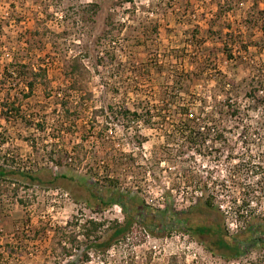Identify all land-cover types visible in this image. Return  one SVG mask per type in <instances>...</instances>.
Here are the masks:
<instances>
[{
  "label": "rangeland",
  "instance_id": "rangeland-1",
  "mask_svg": "<svg viewBox=\"0 0 264 264\" xmlns=\"http://www.w3.org/2000/svg\"><path fill=\"white\" fill-rule=\"evenodd\" d=\"M6 68L14 73L4 78ZM41 70L24 98V81ZM185 73L188 95L156 113ZM7 93L32 124L0 119V164L56 181L0 180V264H264V0H0V101ZM124 108L143 116L116 113ZM189 131L201 136L190 145ZM127 158L135 176L121 184L122 200L132 212L143 202L144 218L134 212L124 236L95 250L74 224L104 222V240L123 211H92L70 176L88 185L97 171L103 182L113 159ZM102 186L93 193L110 198ZM204 197L218 212L190 209ZM166 210L241 239L249 228L253 240L224 256L217 237L183 231Z\"/></svg>",
  "mask_w": 264,
  "mask_h": 264
},
{
  "label": "trees",
  "instance_id": "trees-1",
  "mask_svg": "<svg viewBox=\"0 0 264 264\" xmlns=\"http://www.w3.org/2000/svg\"><path fill=\"white\" fill-rule=\"evenodd\" d=\"M130 1V0H129ZM11 69H16V67H12ZM79 71V59H73L72 64L69 66V72L71 75L77 73ZM4 78H6V75L9 74V70L6 68L4 71ZM19 72V70H18ZM10 73H14V72H10ZM191 74L185 73L183 76L181 75H176L174 74L173 76V82H170V91H168V88L163 89L161 96L162 97V103H163V108L157 109V112H159V114L162 113H166L168 109H166L167 106H172L175 105V98L178 97L183 94V95H188V94H184L188 93L187 90L185 89L190 82L192 81V79L190 78ZM20 76H22L21 79H24V76L21 74ZM34 78L32 80H25L24 81V86L27 89V93L23 95L24 98H29L32 95V91L34 88V84H35V79L36 77H43L45 78L46 74H45V70H41L39 73H35L34 74ZM177 90V91H176ZM252 97V96H251ZM181 99V98H180ZM11 101L9 98V93L5 94L4 97L1 99L0 101V119H3V121H10L11 118L15 119V118H19L21 120H23L27 125H31V121L29 120V118H27L26 116H22L21 114V110H20V105H18L17 102ZM165 107V108H164ZM111 110V113H113L114 110H112L113 108H109ZM123 111V112H122ZM120 111H116V113L118 114H123L125 117L129 116L131 117V120H133L134 118L141 119V117L143 116V114H138L137 111H129L126 110L125 108ZM183 111V120L187 123L185 124V128L186 129H193V125L191 121H194L193 119H189L187 117V114L185 113L186 110H182ZM234 112V111H233ZM99 113H104L103 110H101ZM150 114L148 109H146V115ZM235 114L230 115L231 118H234ZM160 118H165V116H162ZM208 118V117H207ZM12 119V120H13ZM209 119V118H208ZM151 120V118L149 117V119H146L145 125H149V121ZM212 118H211V120ZM190 123V125H189ZM38 127L41 128L38 124ZM188 131V130H187ZM176 136L175 133L172 135V137ZM170 136V138H172ZM185 138V141L190 145L192 143V140L195 138H199L201 136H194L191 133V131L188 132V134L183 136ZM218 137V138H217ZM217 139L221 140L222 139V135H217L216 136ZM167 158H164V160L159 161L164 162L166 161ZM55 165H62V161L61 158H57L52 160ZM171 161V159H168V162ZM76 162V160H75ZM77 162H79V160L77 159ZM159 162L157 165H159ZM173 163V162H171ZM134 164V160L131 158H127L125 160L122 159H113V169H112V176L109 175V173H106L105 175H103V182H99V178L97 177V171H95L94 173H92V171L89 172V175L94 179V183L97 185V183L103 185L102 187L104 188H108V192L110 193V198L108 199H104L100 196H97L95 193H93V185L94 183H89L88 185H86L87 181L90 180V178L87 180V178L85 179L84 177H75V176H70L71 180H74L78 183L79 187H82L86 193H88L91 197L90 202H86V205L88 207H90L92 209V211H104L107 208H109L110 206H112L113 204H118L121 207V210L123 211V215H124V220L121 223H118L117 221H114L113 223V227H112V233L110 235H108L106 238H104V240H100V230L102 229V227H104V222L101 221H96L93 219H86L83 223L78 224L75 223L74 225L79 227L80 229V235L83 236V238L85 239V241L90 242V246L91 248L95 249V250H102L105 251L107 250L113 243V241H115L116 239L122 237L125 235V233L127 232V230L130 228V226L132 225V222L134 221V212H142L140 215V218H142L143 214L145 213V208L143 205V202H139L136 203V207L134 210V212H132V210H129V208L124 204V200H122V198H124L125 200L128 199V197L130 196H124V195H129L126 192H120L121 190V184L125 181V179L127 180L128 177L131 176H135V173L133 171V169L131 168ZM41 172L42 171H23V170H7L6 168H4L1 164H0V180L5 181V180H12L14 176H18L19 177V181L22 182H30L31 184H35V183H40L42 185L46 184H50V185H54L53 182H55V178L53 177L51 180H47L46 182H42L40 180L41 177ZM137 174V173H136ZM133 176V177H134ZM64 178H68L67 176H62ZM187 177L185 176V179ZM187 181V179H186ZM19 187V184L18 186ZM92 187V188H91ZM18 188H16L15 190H17ZM167 198V196L165 195V199ZM168 205H170V203L168 202V198L166 199ZM212 198L211 197H204V198H198L197 201L195 202L194 206H192L190 209L195 210V209H200V211L202 212H213L216 213L218 212V209L213 205L212 202ZM169 208V206L167 207ZM131 213H130V212ZM169 211L166 210L162 216L165 217L168 214L169 217V221H171V223L173 222H180V223H184V225H186L188 228H183V231L191 233L194 236H205V235H209L211 237L215 236L218 238V240H216V244L215 246H217L221 251L222 249L225 250L226 249V254L224 256H237L239 255L241 252L240 250L242 249V239H244V241H251L253 240L252 235H251V231L248 228L247 229V234H246V238H239L242 235H244V233H240L239 236H235V235H229L227 233L226 230H224V228H216L214 226H210L207 227L206 225H203V223H191V219L188 218L187 216H182L185 213L184 212H179V213H168ZM182 216V218L180 216ZM186 215V214H185ZM144 218V217H143ZM181 218V219H180ZM169 226V225H168ZM69 239L71 240V243L74 244L75 242L77 243L76 237L73 235H70ZM241 239V240H240ZM259 240V242H264V233L261 234V236L257 239ZM211 250V252L213 251V248H209ZM218 250V251H220ZM63 251L70 256V251L63 248ZM215 253V252H212ZM88 257L85 256V259H87Z\"/></svg>",
  "mask_w": 264,
  "mask_h": 264
},
{
  "label": "built area",
  "instance_id": "built-area-1",
  "mask_svg": "<svg viewBox=\"0 0 264 264\" xmlns=\"http://www.w3.org/2000/svg\"><path fill=\"white\" fill-rule=\"evenodd\" d=\"M261 92V91H260Z\"/></svg>",
  "mask_w": 264,
  "mask_h": 264
}]
</instances>
